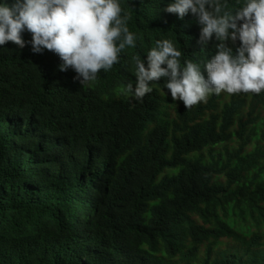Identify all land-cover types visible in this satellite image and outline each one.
Segmentation results:
<instances>
[{"label": "clouds", "instance_id": "obj_1", "mask_svg": "<svg viewBox=\"0 0 264 264\" xmlns=\"http://www.w3.org/2000/svg\"><path fill=\"white\" fill-rule=\"evenodd\" d=\"M25 29L34 54L55 53L83 86L135 60V100L162 77L187 109L213 93L264 91V0H0V46L25 48ZM214 35L207 79L192 60L181 66L195 41ZM113 179L99 143L70 145L32 115L0 112V264H169L97 228Z\"/></svg>", "mask_w": 264, "mask_h": 264}, {"label": "trees", "instance_id": "obj_2", "mask_svg": "<svg viewBox=\"0 0 264 264\" xmlns=\"http://www.w3.org/2000/svg\"><path fill=\"white\" fill-rule=\"evenodd\" d=\"M21 35L25 48L0 46V112L32 115L70 145L99 143L111 154L99 231L112 239L122 232L163 263L264 264V91L213 93L187 109L162 77L135 100L127 88L138 82L135 60L83 86L73 69L59 70L58 55L34 54L32 34ZM219 43L215 35L195 41L181 66L192 60L207 79L204 64ZM228 44L234 54L242 46Z\"/></svg>", "mask_w": 264, "mask_h": 264}]
</instances>
